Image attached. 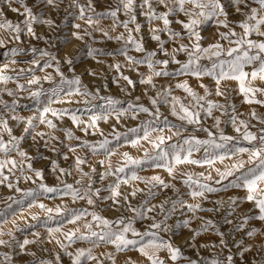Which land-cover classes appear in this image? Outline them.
I'll use <instances>...</instances> for the list:
<instances>
[{"label": "snow or ice", "instance_id": "6c2138e0", "mask_svg": "<svg viewBox=\"0 0 264 264\" xmlns=\"http://www.w3.org/2000/svg\"><path fill=\"white\" fill-rule=\"evenodd\" d=\"M99 2L68 0L65 5V0H0V49H7L2 53L6 59L0 64V83L13 80L3 75L11 68L17 73L16 90L27 92V96L21 98L31 100L35 106L33 114L25 117L17 113L18 99L14 98L11 103L0 99V185L14 193L6 197L10 202L0 211V217L4 218L0 221V248L7 249L0 252V264H64V257L69 264H119L118 254L128 251L138 252L146 264H264V116L253 109L249 119H241L244 113H238L235 103L236 96H240L244 104L264 106V99H258V96L264 97V0H112L98 11ZM4 6L22 19L15 23L8 19ZM61 10L63 21L71 17L82 22L71 24L77 30L71 35L84 43L87 56L97 64L104 63L99 57H113L114 62L108 64L109 70L116 74L112 82L129 97L137 85L141 86L139 96L124 101L101 95L100 88L90 90L84 85L81 75L76 73L84 48L74 54L66 52L62 59L49 50L56 47L61 27L53 19V13L59 14ZM121 15L125 19L121 20ZM105 20L111 21L108 27L102 26ZM35 25L46 26L52 32L51 37L37 35ZM82 25L87 26L83 34ZM145 25L148 40L143 33ZM117 29L123 31L117 32ZM93 33L116 42L117 47L111 51L93 47L92 44L97 43ZM25 36L30 40H43L46 47L31 44L25 47ZM85 36L92 38V44L84 40ZM10 44L12 47L8 48ZM21 55L31 57L25 61L30 67L12 68L20 63L16 57ZM181 56L184 59H180ZM116 57H123V61ZM65 66L71 76L66 75ZM37 71L44 75H36ZM126 71L135 73L136 79L126 75ZM98 74L88 72L91 76ZM180 77L200 81L198 87L202 94ZM205 77L211 79V86L202 82ZM19 79H24L28 87L19 83ZM120 81L124 83L121 85ZM42 82L50 87L45 89ZM104 90H108L106 85ZM175 90L185 95H174ZM4 91L15 96L12 90ZM144 97L148 105L140 103ZM72 103L84 104L85 108L70 111L51 107ZM161 105L180 123H170L161 113ZM85 113L86 120L82 118ZM141 114L150 119L124 132L112 126V131L105 135L98 127L101 120L107 122L114 117L120 124L122 117L136 120ZM49 116L57 120L67 116L81 131L92 129V135L99 132L101 138L82 140L71 130L63 129L65 139L78 141L75 145L64 144L54 134L57 125ZM208 120L212 123L206 126ZM251 120H256L261 127L253 131L256 126ZM10 121L23 125L19 135L14 134L15 126H10ZM223 124H230L236 135L226 134ZM38 125L50 131H37ZM196 133L205 135L201 138ZM27 136L32 137L37 149L43 141L44 148L59 153V148L51 143L57 141L68 152L82 149L94 157H103L96 161L103 170L98 171L87 159L76 155L74 168L81 176L75 181V185H79L76 187L61 179L71 175V170L59 168L55 160L40 156L50 161L53 173H59L58 183L49 185L43 169H36L31 163L36 157L21 147ZM142 142L150 148H144ZM125 146L140 148L142 154L132 157L123 152L122 160L113 167L111 157ZM201 152L202 157L195 156ZM13 153L20 158L19 167ZM62 158L68 160L66 154ZM25 163L30 175L25 174ZM217 163L223 167H216ZM85 164L89 172L83 171L81 166ZM181 165H195L206 171L194 174L181 170ZM147 168L163 169L172 180L179 177L187 192H181L160 175H139ZM5 169L10 175L5 174ZM11 177L16 178L15 183ZM21 177L35 187L20 188ZM85 179L87 182L83 183ZM138 184H144L145 188ZM122 186H130V190L125 192ZM229 188L242 190L244 197L230 196L227 201L209 199V194L226 192ZM168 189L171 196L166 194ZM57 196L70 197L73 203L86 201L92 210L61 206L53 209L41 202L42 198ZM138 196L142 198L134 205L132 200ZM154 200L159 202L153 203ZM243 202L251 205L247 211L241 208ZM205 203L212 207L205 208ZM13 205L17 208L13 209ZM34 207L46 215L40 224L47 232L46 239H42L39 231L30 233L32 239L27 235L19 239L15 233L23 229L14 222L15 231L2 230L3 224L8 223V210L15 216L17 210L23 215ZM105 211L118 215L108 218L102 214ZM177 213L183 219L169 223ZM30 218L41 220L38 214ZM137 221L149 223L144 230H138L134 226ZM52 222L57 226H49ZM194 222H198L195 228L192 227ZM255 222H260L259 228ZM65 224L76 227L64 231ZM181 225L189 231V236L183 245H177L170 233ZM27 227L36 225L27 224ZM203 234L217 239L197 243V237ZM5 236L8 238H3ZM45 243L55 248H40L47 258L29 249V245ZM78 244L81 246L74 247ZM109 246L112 250H108ZM101 248L105 250L98 252ZM185 248L204 249L208 255L197 252L193 258L185 254ZM125 264L137 262L129 256Z\"/></svg>", "mask_w": 264, "mask_h": 264}, {"label": "rangeland", "instance_id": "374dc122", "mask_svg": "<svg viewBox=\"0 0 264 264\" xmlns=\"http://www.w3.org/2000/svg\"><path fill=\"white\" fill-rule=\"evenodd\" d=\"M84 2H85V0H81V3H84ZM67 3H68V0H65V5H67ZM109 3H112V0H100V2L97 4V10L98 11L102 10ZM62 8H63V6H62ZM4 10L7 14V18L12 20L14 23L18 22L19 20L22 19V17H18L16 14L8 11L6 6H4ZM63 17H64V12L62 10L59 14L53 13V19H55L56 23L60 24L61 27L59 28V30L57 32L59 39L56 41V47L49 48V50L52 51L53 54L58 55V57L61 59L63 58V55L66 52L74 54L79 49L84 48V43L76 40L71 35L72 32L77 31L76 29L71 27V24L72 23H82V22L78 21V20L74 21L71 19V17H69L67 21H63ZM120 19L123 20V19H125V17L123 15H121ZM141 22H143V18H141ZM110 24H111L110 20H105L102 22V26H104V27H108ZM34 27H35V31H36L37 35L44 36V37H51L52 32L46 26L35 25ZM84 27H87V26L82 25L81 34H83V28ZM173 27L178 28L177 25H173ZM208 27H211V26H208ZM89 31H91V29H89ZM119 31H123V29H117V32H119ZM143 33H144L145 40H148L149 37L147 35V26L146 25L143 29ZM115 34L116 33H113V35H115ZM93 37L95 38L97 43L92 44V38H90L88 36H85L84 40L87 43L92 44L93 47L101 48V49H104L106 51H111L117 47L116 42L103 39L100 33H93ZM23 39L25 42L24 43L25 47L29 46V44L35 45L37 48L46 47L43 40H40V41H37L34 39L30 40V38H28L26 36L23 37ZM10 47H12L11 44L8 45V48H10ZM169 47H170V45H169ZM5 51H7V49H0V64L5 62L6 58L2 54ZM86 53H87V49L84 48V53L82 55H80L79 61L76 64V73L81 75L83 84L87 85L90 90H95L96 88H100L101 89V95H104V96L111 95L114 98L124 100V101H127L129 99L134 100L136 96H139L141 94L140 93V87L141 86H139V85H137V89L132 93V96L129 97L120 91V87L116 83L112 82L113 77L116 74L114 71L109 70L108 64H111L114 62L113 57H99V59L103 60L104 63L97 64L93 59L88 57ZM130 54L131 55H139L137 53H130ZM30 58H31L30 56H25V55L18 56V57H16V59L18 61H20V63H18L17 65H13L11 67L16 68L17 70L19 68H28V67H30V65L25 63V61L29 60ZM116 59L120 60L121 62L123 61V57H116ZM180 59H184V57L181 56ZM63 70L65 71L66 75H68V76L72 75L71 73L67 72V66H65ZM46 71L52 72V69H47ZM90 71H96L99 74L97 76L88 75V72H90ZM141 71H145V69L141 68ZM35 74L38 76L44 75V73L39 72V71H37ZM125 74L132 76L133 79H136L135 73H130V72L126 71ZM3 75H9V76L13 77V80H10L7 84L0 83V99H2L5 102L11 103V101L14 98H16L19 101V107L17 108V113L20 115H23L25 117L32 115L33 114L32 110L35 107L33 102L29 99L21 98V97H26L27 92H21V91L16 90L17 73L12 71L10 68L8 71L3 73ZM56 79L58 80L59 78L57 77ZM179 79L180 80H185V79L188 80L190 85L193 88H195L198 92H201V94H202V89H199V87H198V84L200 83V81H197L196 79L190 78V77H180ZM18 82L21 84H24L25 88L28 87V85L26 84V81L24 79H19ZM202 82L209 84V86H211L213 83L211 81V79L208 77H205ZM123 83H124L123 81H120L121 85ZM174 83H175V81H173V84ZM232 84H233V86H235V82H232ZM105 85L107 86V89H108L107 91L104 90ZM33 87H36V86H33ZM43 87L45 89H47L50 87V85L48 83H43ZM4 89L12 90L15 93V96L7 95V92L4 91ZM151 94L152 93H149V95H151ZM173 94L177 95V96H181V97H183L185 95L181 90H175ZM73 99L74 100H80L81 98L80 97H73ZM242 99H243L242 97L236 96V100H235L238 113H244V115L240 117L241 119H245V120L249 119V113L253 109L257 112L258 115L264 116V106H261L259 104H251V105L244 104L242 102ZM258 99H264V97L258 96ZM140 103H144L145 105H148L147 98L146 97L142 98ZM51 107L56 108V109H69L70 111H74L77 109H81V110L84 109L85 105L81 104V103L53 104ZM160 110L164 116H167L168 121L170 123H175V124L180 123V121L176 120L174 117H172L169 114L168 108L166 106L161 105ZM218 114L219 113H217V115ZM48 118L53 119L54 123H56L57 129L55 130L54 134L56 136H58L60 138V140L64 141V144L71 143V144L75 145L78 143V141H76V140L69 141V140L65 139L63 129L71 130L74 136L80 137L82 140L96 141V140L101 138L99 135V132H97L96 135H92V129H88L87 132L81 131L80 128H77L75 125L72 124L71 120L68 119L67 116L63 117L61 120H57L55 117H51V116H49ZM82 118L86 120L87 119V113H85ZM148 119H150V118L144 114H141L140 117L136 120H132L128 117H122L121 123L117 124L115 118L111 117L107 122H104L103 120L99 121L98 127L100 130H102L104 132L105 135H107L112 131V126H115L119 131L124 132V131H127L128 128L139 126L143 121H146ZM211 123H212V121L208 120L206 126L210 125ZM251 124L256 126V127L252 128L253 131H256L257 128L261 127L257 123L256 120H251ZM10 126H15L14 127V134H16V135L20 134L21 129L23 127V125H16L15 121H10ZM82 127H83V125H81V128ZM222 127H223L224 131L226 132V134L236 135V133L233 131L230 124H223ZM37 131L49 132L50 130L47 129L44 125H38ZM153 135H156V134L154 133ZM196 135L203 138L205 134L204 133H196ZM175 139L176 138H174V140ZM51 143L53 145H55L57 148H59V153H53V152L47 150L46 148H44L42 146L43 141L40 142L41 146L37 149V146L34 144L31 136H27L25 141L21 145L22 149L25 150L29 155L36 157V159L32 160L31 163H32L34 168L43 169L46 183H48L49 185H54V184L58 183L56 180V176L59 173L58 172L53 173L51 170L50 161L48 159H41L40 156L49 157V158H51V160H55L57 162L59 168L71 170V172H72L71 175L61 177V179H63L66 183L73 184L76 187H79V185H75V181L78 179H81L80 174L78 172H76L75 168H74V160H75L76 155H80V156L84 157L85 159H87L89 164L95 166L98 169V171L103 170L100 168L99 164L96 163L97 159L103 158V157H99V158L94 157L91 153L87 152L86 150H82V149H78L76 153L68 152L67 148L60 145L57 141H51ZM142 143H143L144 148H150V146L147 143H145V142H142ZM37 152H39L40 155H37ZM123 152H128L132 157H138L142 154V149L132 148L131 146H125V147L119 148L117 154L111 157V162H112L113 167H115L117 164L120 163V161L122 160L121 153H123ZM64 154H66L68 156V160H64L62 158ZM12 155L17 159L18 167H19L20 166V158L18 156H15V153H13ZM202 155H203L202 152L195 154L196 157H202ZM227 163H229V162L225 161V164H227ZM24 167H25V174L30 175V173L27 172L26 163L24 164ZM81 167H82L84 172L90 171L88 164L82 165ZM216 167L222 168L223 165L217 163ZM180 169L183 171L192 172L194 174L206 171V168H201V167H198L195 165H181ZM4 171H5V174H9L7 172V169H5ZM139 175L144 176V177H148V176H152V175H160L166 182L173 183L178 188H180L181 192H187V189L184 188L180 184L179 177L176 180H172L168 176L167 172L164 171L163 169L147 168L146 170L139 172ZM212 175L215 176V173L213 172ZM11 178L13 179V182L15 183L16 178L15 177H11ZM96 179H98V177H96ZM111 179L112 178L110 177L109 180H111ZM86 182L87 181L85 179L83 181V183H86ZM105 183H107V181ZM137 186L140 188H145L144 184H138ZM19 187L22 189H28V188L35 187V185L32 184L30 181L25 183L23 180V177H21L20 182H19ZM122 190L127 192L130 190V186H122ZM12 194H14V193L9 192L7 187L0 185V211H4V209L6 207V203L10 202V201L6 200V197L9 195H12ZM166 194L171 196L172 195L171 189L166 190ZM244 195H245V193L242 190L229 188L226 192L222 191L220 193L209 194V199L210 200L223 199V200L227 201L228 197H230V196H238V197L242 198V197H244ZM141 198H142L141 196H138L136 200H132V203L135 205L137 203V201ZM184 198L188 199L187 196H185ZM160 199H163L162 195H161ZM41 202L44 203L47 207H50L53 209H55L58 206H61V207H65L67 209H77V210L87 209L89 211L92 210L90 208V206L87 205L86 201H77V202L73 203L71 201L70 197L57 196L55 198H51V197L46 198V199L42 198ZM158 202H159V200L153 201V203H158ZM204 207L205 208L212 207V205L210 203H205ZM250 207H251V205L248 204L247 202H243L241 204V208L244 209L245 211H247ZM16 208H17V206L13 205V209H16ZM11 212H12V210H8V214H7L8 223L3 224V227H2L3 231L6 232L10 229L15 231L14 226H13V222H14L16 226L23 229V232H16L15 233L19 239H23L25 235H27L29 239H32L30 233L33 231H39L41 233L42 239L47 238L46 230L40 226V224L45 220L46 215H45V213L41 212L40 209L34 207L30 210L25 211L23 215H20L19 211L17 210L15 216H13L11 214ZM32 214H38L41 218L40 222L31 220L30 217ZM102 214L108 218H113L114 216L118 215V213H115L112 211H105ZM125 215H130V213H125ZM200 215L207 216L208 214L207 213H201ZM3 219L4 218L0 217V221H2ZM88 219H90V217ZM179 219H183V217H180L179 213H177V215L174 216L173 219L169 221V223H176L177 220H179ZM80 223L82 224L83 222L81 221ZM147 223H149V221H137L134 226L138 230H144ZM255 223H256V226L259 228L260 222H255ZM27 224H34V225H36V227L28 228ZM197 225H198V222H194L192 227L195 228V227H197ZM49 226L56 227L57 225L55 222H52ZM74 227H76V225L65 224L63 230L68 231ZM223 230L226 231L227 228L225 227ZM170 235H171L172 240L177 245H183L189 236V231L187 229H184L183 226L181 225L180 227L175 228L173 230V232L170 233ZM3 238L7 239L8 237L5 236ZM243 238L247 239V237H243ZM216 239L217 238L214 235L203 234L201 237H197V243L203 244V243L207 242L208 240H216ZM76 246H81V245H79V244L74 245V247H76ZM41 247L47 248L49 250H55L53 244L45 243L43 245H29L30 250L36 251L38 253V255H44L45 258H47L46 253L40 252ZM104 250L105 249L101 248V249H98L97 251L102 252ZM108 250H112L111 246L108 247ZM4 251H7V249L0 248V252H4ZM184 251H185L186 255L192 256L193 258H196L195 254L197 252H200L202 255H208V253L204 249H200V248H185ZM129 256L132 258L133 261H136L137 264H146L145 259L143 257H141L138 252H135V251H128L126 253L118 254L119 264H125V261L127 260V257H129ZM24 259L28 260L31 258L30 257H24ZM64 264H69L67 257H64Z\"/></svg>", "mask_w": 264, "mask_h": 264}]
</instances>
